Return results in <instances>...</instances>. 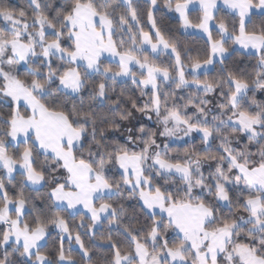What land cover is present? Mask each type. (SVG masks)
<instances>
[{
	"label": "snow or ice",
	"instance_id": "obj_1",
	"mask_svg": "<svg viewBox=\"0 0 264 264\" xmlns=\"http://www.w3.org/2000/svg\"><path fill=\"white\" fill-rule=\"evenodd\" d=\"M163 8L204 48L158 0H0V264H264V0Z\"/></svg>",
	"mask_w": 264,
	"mask_h": 264
},
{
	"label": "trees",
	"instance_id": "obj_2",
	"mask_svg": "<svg viewBox=\"0 0 264 264\" xmlns=\"http://www.w3.org/2000/svg\"><path fill=\"white\" fill-rule=\"evenodd\" d=\"M9 2L12 5H17L19 4V0H9ZM158 3L160 4V11L156 13V21H157V25L158 27L161 29V31L165 34L166 37L170 38L173 40V42H177L180 46L181 49H184L185 47L188 48H192V49H202L204 48V39H202L201 37L191 34V33H187L186 31L182 30V28L180 27L179 24V20L174 16L173 13H169L167 12L166 9L163 8V0H158ZM24 6V5H21ZM196 16L197 13L193 12L191 14V19L195 22L196 21ZM142 22L147 25V17H146V10L143 12L142 14ZM150 25H147V27L145 28V30L147 31L148 28H150ZM195 54V52L193 53ZM161 60H166V57H161ZM255 61L251 58H247V57H243L239 54H235L232 57L229 58V60L227 61L228 67L229 68H243L245 66H247L248 64H254ZM250 71V69H249ZM213 75H215V73H213ZM124 91L125 93V99H128V97L130 96H139L138 91L136 90V86L133 85L131 83L130 80H128L126 83H119L116 86V91L117 93ZM256 99L258 101L264 102V93H260L257 92L256 93ZM140 103H143V100H140ZM136 116V120H133L132 123L137 124V127L139 126V124L137 123V121L143 122L146 127L150 128V129H155L157 127V125L155 124V118L153 117L152 120H147L145 117H143L140 113H135ZM125 127H128L130 125L127 124V122H123ZM116 136H121L122 133L117 132L115 134ZM162 139L159 138L158 142L162 143ZM123 142V141H121ZM196 145L199 146V140H197ZM192 144L189 143L187 145H181L179 144V142H173L172 144V152L170 153L171 155L175 156V155H183L184 151L186 149H191ZM216 145H213V150L215 149ZM177 149H179L177 151ZM205 170H208V165L205 164L204 165ZM17 180H19V176H17ZM131 203H135L134 201H132ZM126 206L128 205V201H125ZM69 220V225L70 226H74V225H78L80 222V215L76 214L72 217L68 218ZM81 231H84V229H81ZM85 242L87 243L88 238L87 236L84 237ZM58 247V241L57 244L55 245ZM53 247V238H50L48 241V248L46 250H51ZM67 247V244H66ZM93 253H94V258L95 257H100L105 255V253L103 252H97L95 249H93ZM72 255L75 256L77 258V260L79 261V253L74 250L72 248Z\"/></svg>",
	"mask_w": 264,
	"mask_h": 264
},
{
	"label": "crops",
	"instance_id": "obj_3",
	"mask_svg": "<svg viewBox=\"0 0 264 264\" xmlns=\"http://www.w3.org/2000/svg\"><path fill=\"white\" fill-rule=\"evenodd\" d=\"M173 14H174V13H173ZM174 16L176 17V14H174ZM176 18H177V17H176ZM177 19H178V18H177ZM182 30H184V29H182ZM184 31H186L187 33H191V34L197 35V36L201 37V38L204 39V40L206 39V37H203V34L200 33V32H198L197 30H194V29H188V30H184ZM129 80H130V79H129ZM80 211L82 212L83 209L81 208ZM77 214H79V213H77ZM72 248H73L74 250H76V251L79 253L78 246H76L74 243H73V245H72Z\"/></svg>",
	"mask_w": 264,
	"mask_h": 264
},
{
	"label": "rangeland",
	"instance_id": "obj_4",
	"mask_svg": "<svg viewBox=\"0 0 264 264\" xmlns=\"http://www.w3.org/2000/svg\"><path fill=\"white\" fill-rule=\"evenodd\" d=\"M162 140H163V138H161ZM164 143V140L162 141V143L161 144H163Z\"/></svg>",
	"mask_w": 264,
	"mask_h": 264
}]
</instances>
